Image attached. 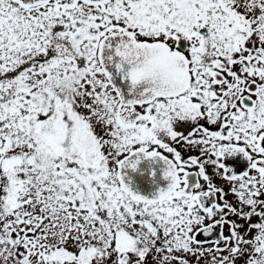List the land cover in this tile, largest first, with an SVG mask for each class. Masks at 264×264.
<instances>
[{"label":"snow or ice","instance_id":"snow-or-ice-1","mask_svg":"<svg viewBox=\"0 0 264 264\" xmlns=\"http://www.w3.org/2000/svg\"><path fill=\"white\" fill-rule=\"evenodd\" d=\"M0 264H264V0H0Z\"/></svg>","mask_w":264,"mask_h":264},{"label":"flooded vegetation","instance_id":"flooded-vegetation-1","mask_svg":"<svg viewBox=\"0 0 264 264\" xmlns=\"http://www.w3.org/2000/svg\"><path fill=\"white\" fill-rule=\"evenodd\" d=\"M181 148V146H177ZM185 156L188 153H184ZM166 169V164L163 160H152V159H144L139 165L137 170L128 169L126 180L133 188V190L142 192L143 187H138L137 184H143L148 186L149 194H145V196L152 197L158 194V191L162 187H166L169 183L163 176V171ZM155 172V175H153ZM225 232H227V227L225 228Z\"/></svg>","mask_w":264,"mask_h":264},{"label":"water","instance_id":"water-1","mask_svg":"<svg viewBox=\"0 0 264 264\" xmlns=\"http://www.w3.org/2000/svg\"><path fill=\"white\" fill-rule=\"evenodd\" d=\"M137 186H138V187H143V190H142V192H140V193L149 194L148 186L143 185V184H137Z\"/></svg>","mask_w":264,"mask_h":264}]
</instances>
